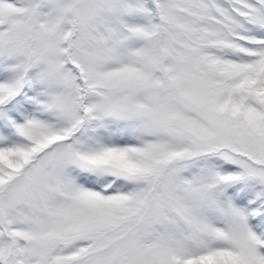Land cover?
I'll list each match as a JSON object with an SVG mask.
<instances>
[{
  "label": "snow or ice",
  "instance_id": "1",
  "mask_svg": "<svg viewBox=\"0 0 264 264\" xmlns=\"http://www.w3.org/2000/svg\"><path fill=\"white\" fill-rule=\"evenodd\" d=\"M0 264H264V0H0Z\"/></svg>",
  "mask_w": 264,
  "mask_h": 264
}]
</instances>
